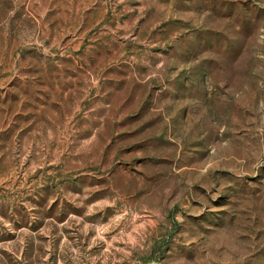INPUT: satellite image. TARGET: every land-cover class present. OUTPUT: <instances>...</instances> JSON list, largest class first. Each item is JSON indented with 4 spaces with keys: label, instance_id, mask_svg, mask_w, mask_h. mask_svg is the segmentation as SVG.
I'll return each instance as SVG.
<instances>
[{
    "label": "rangeland",
    "instance_id": "obj_1",
    "mask_svg": "<svg viewBox=\"0 0 264 264\" xmlns=\"http://www.w3.org/2000/svg\"><path fill=\"white\" fill-rule=\"evenodd\" d=\"M0 264H264V0H0Z\"/></svg>",
    "mask_w": 264,
    "mask_h": 264
}]
</instances>
